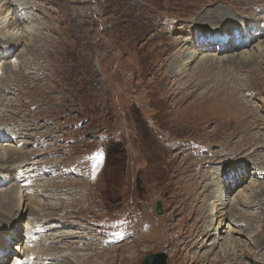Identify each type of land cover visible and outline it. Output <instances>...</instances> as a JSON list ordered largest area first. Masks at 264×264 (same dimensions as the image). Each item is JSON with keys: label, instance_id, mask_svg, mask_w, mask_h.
<instances>
[{"label": "rangeland", "instance_id": "obj_1", "mask_svg": "<svg viewBox=\"0 0 264 264\" xmlns=\"http://www.w3.org/2000/svg\"><path fill=\"white\" fill-rule=\"evenodd\" d=\"M13 3L26 6L16 13L26 18L19 26L10 25V32L20 36L12 40L15 51L7 52L12 57L0 46V93L10 104L0 121L5 129L13 124L26 137L18 140L21 145L5 138L0 143L36 151L24 154L30 158L26 168L14 165L26 179L0 188L1 203L10 197L1 196L10 194L9 189L18 195L10 204L14 210L8 208L0 216L20 224L21 244L38 248L43 263L48 253L39 247L44 241L76 233L72 246L62 247L60 240L52 249L45 258L49 264H141L147 255L159 252L167 255V264H218L225 259L219 250L223 240L218 237L220 245L202 255L207 213L193 208L192 201L194 193L203 195L201 190L211 186L210 180L199 183L205 170L239 162L244 172L239 177H246L239 179V186L226 182L233 195L224 212L215 216L235 230L234 257L240 264H264V247L255 244L264 239V172L260 177L252 173L254 166L264 168V58H256L249 68L228 65L213 78L198 77V70L189 69V86L170 70L176 61L170 50L181 40L171 28L194 25L218 5L231 14L206 19L220 23L226 16L232 21L224 27L246 22L251 27L254 21L264 28V0ZM9 7L2 16L11 17L15 7ZM262 41L264 35L252 45ZM224 53L215 45L202 58L206 54L221 59ZM238 68L246 69L239 73L240 84L226 86L223 81L236 76ZM204 78L209 83L198 94L191 83ZM240 189L252 199L253 208L246 209L250 218H241L243 206H235ZM158 201L162 214L156 212ZM245 221L256 233L241 234ZM241 239L248 242L244 247ZM10 243L6 264H13L18 254L14 246L19 240Z\"/></svg>", "mask_w": 264, "mask_h": 264}, {"label": "bare ground", "instance_id": "obj_2", "mask_svg": "<svg viewBox=\"0 0 264 264\" xmlns=\"http://www.w3.org/2000/svg\"><path fill=\"white\" fill-rule=\"evenodd\" d=\"M13 2H15V0H0V34H1L0 35V42H1L0 46H1V44L3 46L5 45L4 48L6 50L5 51L6 54L9 51V49L11 50L10 51L11 54H12V52L15 51V47H11V46H14L11 44L12 40H14V36H16L17 39H19V37H20L19 35H17L18 31L13 30L12 32H10L11 31L9 29L10 25L19 26L20 24L17 25V23L18 22L21 23V19L26 18L24 16L26 14H24V13H22L20 15L16 14L18 11L22 12L26 6L15 5ZM9 6L15 7L10 13L11 17L9 18L8 15L2 16L3 11H4V13L10 12ZM228 11L229 10L226 7L218 5L213 10L207 11L204 15H202L203 18L201 16V18H199V21H197V23H195L194 25L192 24V25L186 27L184 24V25L177 26L174 30L171 28L170 31L172 34H175V32H177V33L181 34L182 36L180 35L178 37L181 40L177 42L176 49L171 48V50H170V52L172 54L176 55V61L171 64L170 70L172 71L171 73H173V77L178 79L180 82H181V79L184 82L187 80V83L185 82V83H183V85L186 84L187 86H189L190 82L192 81V77H190V75H188V74H187L188 76L185 75L186 71L189 69L198 70L196 72V74H199L198 77H200V76H207L206 78L212 77V76L216 77V73L219 71L218 69H222L223 67L226 68L228 65L236 66L235 68H237V66H244V67L249 68L252 64L254 65L256 58L261 57V56H262V58H264V41H262L260 44L257 43L254 46L252 45L253 42H255L259 38L260 35H264V28L260 27L259 24L255 23L254 21H251L252 29H251V27H249L250 24H248V22L243 23V24H234V25L229 26V27H224V26H226L227 21H232V17L226 18V16L227 15L229 16V13H230ZM231 11H233V10H231ZM14 13L16 15L15 17H14ZM215 14H217V15L223 14L226 16L225 17L222 16L223 18H222V21L220 23L216 20V18L213 20L211 19L210 21L208 19H206L207 17L209 18V17L216 16ZM13 18H14V20H13ZM214 20H216V21H214ZM7 28L9 31H5V29H7ZM253 28H255L254 29L255 31L253 30ZM22 32H23V28H22ZM215 45L219 46L220 52H222V53L226 52L228 54L224 53L225 55L220 56L221 59L217 58L218 60L214 59L211 55H206V54H204V58H202V54L204 52H207L208 50H211L212 47ZM189 46H191V47H189ZM248 46L249 47L253 46V49L250 48L249 50H240V52H238V53L234 52L237 49L239 50L242 47L247 48ZM197 47H199V48H197ZM1 48H3V47H1ZM11 48H13V49H11ZM254 49H255V51H254ZM228 51L231 53H229ZM10 56L12 57V55H10V53H8L6 57L10 58ZM196 59H198V61L195 63V65L190 66V64H192V61H195ZM258 59H260V58H258ZM235 63L237 65H235ZM3 66L4 67L6 66L8 68V70H11L12 73H14V69H12L11 63L4 61ZM255 67H257V66H255ZM243 71H246V69L238 68L236 71L237 72L236 76L233 75L232 78L229 77V78L225 79L223 82L225 83L226 86H229L230 82H231V84L233 82H235L239 85L240 84V78H241L239 73L243 72ZM229 75H231V74H229ZM206 78L201 79L199 82H197V79H196L195 81H193L191 83V84H194L196 86L198 94L203 93L204 88L208 85L209 81ZM235 86L237 87V85H235ZM231 87H233V86H231ZM8 89H10V88L8 87ZM239 90H241V89H239ZM228 91H229V89H228ZM3 97H4V94L0 93V103H2L1 101H3V103L0 104V119L2 116L6 117V107L5 106L10 105L9 102H7ZM243 109H245V108H243ZM257 123L261 124V122H257ZM12 125H9L10 127L5 129L4 126L1 124V121H0V139L4 140V138H5L8 140L11 139L13 141H18V140L22 139V137H26V133H24L21 129H17V128L13 127ZM260 136H263V134H261ZM19 144H20V142H19ZM11 146H13V145H11ZM257 146L259 147V145H257ZM35 151H36L35 149L26 151L23 147H21V148H18V147L6 148L3 143H0V155L3 154V156L0 157V168H2L3 166L7 167V168L3 167V170L0 171V188H2L3 186H6V185L8 186L10 184H13V182H14L13 186H16V184L18 183V181H17L18 179H22V177L25 178L27 176L26 173L23 174L24 172L18 174L16 170H17L19 165L20 166L23 165L26 168L27 165L24 163L27 162L28 160H30V158L26 160L25 155H27V153H28V155L30 156ZM22 155H23V159H21ZM222 162L223 161H219L215 165H219ZM17 163H19V165L14 166ZM238 163L239 162H236V163L234 162V163L224 164L222 166H211V167H209L210 168L209 170L207 169L202 173L203 177L199 180V183L203 184L205 181L210 180L211 186L210 187L208 186V188L206 190H208V189H211V190L206 191V190L202 189L201 194H203V195H199L197 192L196 193L192 192V193H194V195L196 194V197L192 201L193 202L192 203L193 208L199 207L200 210L202 211V213H204L205 211L207 213V216L205 215V213L203 214L204 218L207 219L206 223H205V224H207L206 225L207 229L204 230L207 242L203 246V248L205 250L203 252L204 254H202V255L207 256V254H210V253H207L210 250L209 247L212 248L216 245L218 247L220 245V241L219 242L217 241L218 237H221V240H223L222 247L219 250L225 252V255H224L225 259L222 260L221 262H219L218 264H240L239 263L240 260H236L234 257V255L236 254V251H237L236 250L234 252V250L237 247V245H236L237 240H236V238H234V239L232 238L234 233H236L235 230H230L229 226L224 224V220H222V221L220 220V222H219V218H222V217L215 216V214L219 216L221 214V212H224L222 210H224L226 207H228V205H229L228 202H230L228 200V198H230L233 195V194H230L232 186L229 188L227 186L226 182L231 183V181H234L236 183V186H239V182H238L239 179L246 177L245 175L243 177H239L240 174H242L244 172H240L241 171V164H238ZM212 164H214V163H212ZM252 168H253L252 173L258 174L259 177L261 174L263 175L264 168L262 166H260V167L254 166ZM210 172H212V175L206 177L207 173H210ZM194 181H195V177L193 178V183H194ZM13 186H10V187L8 186V188H11ZM20 190H21V188H20ZM0 192H2V189L0 190ZM9 192H10V194L5 192V195H1L3 197H6L7 195H8V197L9 196L10 197L9 198L6 197L7 199L4 198L3 203L0 202V213L3 212L6 214L8 208L12 209V211L14 210L13 205L10 206V204H12L11 201L13 199L15 200V198H17V200H18V195H15V191H13L12 189L11 190L9 189ZM205 192H207V193L205 194ZM239 194H241V197L240 196L238 197L240 200L239 203L236 202V197L238 195L233 199L234 202H236L235 206L237 204H239V206H243L240 209L241 214H239V216L241 218H246V216L249 217L248 215L251 214V212L247 211L246 209L253 208L250 206V201L252 199L250 201H249V199H247L248 194L246 193V190L240 189ZM22 196H24V193H22ZM243 197H245V199H247V200L242 201L241 199ZM19 200H20V197H19ZM199 202H200V204H199ZM251 203H253V201ZM34 204L36 205V202ZM255 204H256V202L254 201L253 205H255ZM203 207H205V209H203ZM238 208H240V207H238ZM18 217H19V215H18ZM11 220L9 221V219H4L3 216H0V264H4V263L6 264L5 252H6V249L11 244L10 243L11 240H14V239L19 240V243L16 246H14L15 251H17L18 254L14 255L16 261H14L13 264H49V261H45V258L48 255H51L50 252L52 251V249L54 247L59 246V244H60L59 241L60 240L64 241V243L62 244V247L72 246L73 242H74L73 237H76L74 235L76 233H68V234H65L63 236H59V238H55V236H51L50 238H53L52 242H49V241H51V239H47L46 241H44L45 243H43V244L40 243L41 244L40 245L41 247H39L40 250L44 251V253H48V254H44V255H46V257L45 258L43 257L44 261L42 263L41 262L42 260L40 261V259H41L40 256L42 254L39 255L40 251H38V248H35V246H30L28 244V242H26V244L24 242L21 244L20 237L22 236V233H21L22 230H20V226H19L20 224L16 223V220H15V222L10 223ZM248 222L249 221H245L243 223V225H244L243 231L244 232L241 231V234L255 231L253 229V226L250 224V222L249 223ZM241 226H238V228H240ZM5 229H6V231H5ZM1 230H3V231H1ZM224 233H226V234H224ZM255 233H256V231H255ZM216 234H220V235L216 236ZM28 236H30V234ZM79 237H80V235H79ZM214 241H217L218 243H216ZM241 242H242L243 247H244V245H246V243H248L244 239H241ZM249 242H250V240H249ZM24 244H25V247H23ZM255 244L259 248L264 247V239L261 238V239L257 240ZM19 245H21L20 250H19V248H20ZM33 247L35 248L36 251H34ZM245 250H246V248H245ZM263 251H264V248H263ZM7 252H8V250H7ZM248 252L250 253L251 251L248 250ZM247 257H248V255H247ZM263 261H264V258H263ZM69 263H73V262L70 261ZM80 264H86V263L80 262Z\"/></svg>", "mask_w": 264, "mask_h": 264}, {"label": "water", "instance_id": "obj_3", "mask_svg": "<svg viewBox=\"0 0 264 264\" xmlns=\"http://www.w3.org/2000/svg\"><path fill=\"white\" fill-rule=\"evenodd\" d=\"M157 214H162V202L158 201L156 205ZM141 264H167V255L164 252L152 253L147 255Z\"/></svg>", "mask_w": 264, "mask_h": 264}]
</instances>
